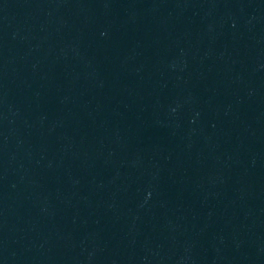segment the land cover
<instances>
[{
  "label": "water",
  "instance_id": "1",
  "mask_svg": "<svg viewBox=\"0 0 264 264\" xmlns=\"http://www.w3.org/2000/svg\"><path fill=\"white\" fill-rule=\"evenodd\" d=\"M0 264H264V0H0Z\"/></svg>",
  "mask_w": 264,
  "mask_h": 264
}]
</instances>
